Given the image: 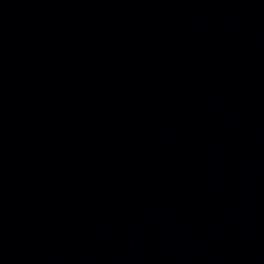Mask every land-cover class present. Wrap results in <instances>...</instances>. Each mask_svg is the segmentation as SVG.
Returning <instances> with one entry per match:
<instances>
[{"label": "water", "instance_id": "water-1", "mask_svg": "<svg viewBox=\"0 0 264 264\" xmlns=\"http://www.w3.org/2000/svg\"><path fill=\"white\" fill-rule=\"evenodd\" d=\"M0 264H93L16 0H0Z\"/></svg>", "mask_w": 264, "mask_h": 264}]
</instances>
